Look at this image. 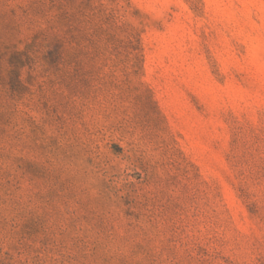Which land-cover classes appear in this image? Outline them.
Segmentation results:
<instances>
[{"label":"rangeland","instance_id":"1","mask_svg":"<svg viewBox=\"0 0 264 264\" xmlns=\"http://www.w3.org/2000/svg\"><path fill=\"white\" fill-rule=\"evenodd\" d=\"M0 264H264V0H0Z\"/></svg>","mask_w":264,"mask_h":264}]
</instances>
